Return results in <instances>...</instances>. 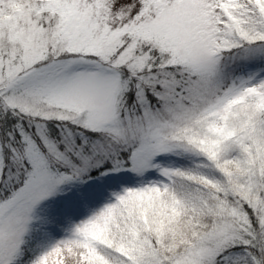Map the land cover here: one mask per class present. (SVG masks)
<instances>
[{
    "label": "snow or ice",
    "instance_id": "6c2138e0",
    "mask_svg": "<svg viewBox=\"0 0 264 264\" xmlns=\"http://www.w3.org/2000/svg\"><path fill=\"white\" fill-rule=\"evenodd\" d=\"M0 264H264V0H0Z\"/></svg>",
    "mask_w": 264,
    "mask_h": 264
}]
</instances>
